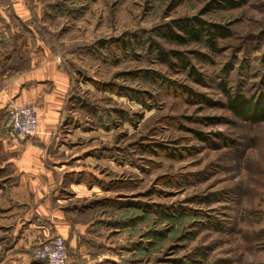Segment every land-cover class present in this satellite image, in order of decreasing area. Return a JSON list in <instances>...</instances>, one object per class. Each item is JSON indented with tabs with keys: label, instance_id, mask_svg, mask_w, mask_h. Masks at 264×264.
Wrapping results in <instances>:
<instances>
[{
	"label": "rangeland",
	"instance_id": "1",
	"mask_svg": "<svg viewBox=\"0 0 264 264\" xmlns=\"http://www.w3.org/2000/svg\"><path fill=\"white\" fill-rule=\"evenodd\" d=\"M41 1L43 35L73 78L65 147L56 152L66 169L94 171L78 179L98 186L94 214L110 217L104 231L118 243L120 264H264V122L238 119L226 97L264 92V0L235 8H213L216 0ZM202 12L232 31L217 52L159 40L187 57L175 66L149 52L152 29ZM130 36L129 56L114 45L91 54L101 39Z\"/></svg>",
	"mask_w": 264,
	"mask_h": 264
},
{
	"label": "crops",
	"instance_id": "2",
	"mask_svg": "<svg viewBox=\"0 0 264 264\" xmlns=\"http://www.w3.org/2000/svg\"><path fill=\"white\" fill-rule=\"evenodd\" d=\"M1 1L0 264H45L32 251L55 235L66 240L73 264H120L118 243L104 231L110 217L94 214L91 198L98 186L78 179L94 171L66 169L64 152H56L65 147L61 129L68 122L73 78L35 27L42 1ZM14 103L36 107L35 135L6 136Z\"/></svg>",
	"mask_w": 264,
	"mask_h": 264
},
{
	"label": "trees",
	"instance_id": "3",
	"mask_svg": "<svg viewBox=\"0 0 264 264\" xmlns=\"http://www.w3.org/2000/svg\"><path fill=\"white\" fill-rule=\"evenodd\" d=\"M244 3L245 0H216L213 1L211 5H213V8H235L243 5ZM72 10L78 11L77 9ZM202 14L204 13L202 12L199 15L192 17L175 19L173 21L156 26L155 29L150 31V34L148 35L150 37L146 38L148 43L147 49L149 48V52L153 54L161 63L167 64L169 66H175L173 60L179 59L187 61V57L184 56L180 51L164 49L159 40H165L166 42L175 43L182 46L189 45L191 43L203 42L212 51L217 52L219 50V40L228 38L232 31L228 25L208 21L202 16ZM35 24L40 36L48 45H50V47H52V49H54L52 39H48L43 35V33L46 32L45 28L40 24ZM133 37L138 39L137 34H134ZM134 41L137 40L132 38V36L129 38H113L109 42L105 39H101L99 46L96 49H92L91 54L97 55L98 50H107V48H111V46L114 45L116 48L120 49L124 55L129 56L131 55L129 52L132 50L131 45ZM184 63L186 64V62ZM188 65H190V63H188ZM191 75L196 77L198 82L202 83L201 78H198V76L193 73V70ZM94 82L97 83L96 81ZM179 87L181 88V92L183 94H195L189 87ZM104 89L116 92L118 94H125L127 90L135 93L137 92L135 89H127V87L117 83H106L104 85ZM226 97L227 108L238 119L248 121L253 124L264 122V92L257 95L248 96L243 92L233 93L230 90H226ZM70 98L73 99L74 97ZM163 148L164 149H162V151L165 154H168V156H175V152L166 147Z\"/></svg>",
	"mask_w": 264,
	"mask_h": 264
},
{
	"label": "built area",
	"instance_id": "4",
	"mask_svg": "<svg viewBox=\"0 0 264 264\" xmlns=\"http://www.w3.org/2000/svg\"><path fill=\"white\" fill-rule=\"evenodd\" d=\"M38 113L33 104H12L6 124V136L9 138H28L37 132ZM35 261L45 264H73L68 252L66 240L55 235L40 243L32 251Z\"/></svg>",
	"mask_w": 264,
	"mask_h": 264
}]
</instances>
